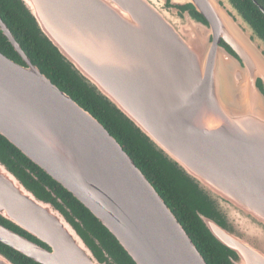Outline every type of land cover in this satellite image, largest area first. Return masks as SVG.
<instances>
[{"label": "water", "instance_id": "water-1", "mask_svg": "<svg viewBox=\"0 0 264 264\" xmlns=\"http://www.w3.org/2000/svg\"><path fill=\"white\" fill-rule=\"evenodd\" d=\"M19 1L78 78L213 204L221 220L198 216L233 252L230 263L264 264V38L236 5ZM0 32L23 61L0 52V134L135 264H207L120 143L32 63L1 18ZM0 217L48 246L0 224V242L39 264L108 262L1 160ZM0 264L16 263L0 251Z\"/></svg>", "mask_w": 264, "mask_h": 264}, {"label": "trees", "instance_id": "trees-1", "mask_svg": "<svg viewBox=\"0 0 264 264\" xmlns=\"http://www.w3.org/2000/svg\"><path fill=\"white\" fill-rule=\"evenodd\" d=\"M231 1L264 38V15L252 0ZM193 13L201 17L194 10ZM0 18L32 63L57 87L88 110L120 143L177 217L206 263L231 264L229 256L233 252L210 235L198 216V213H202L222 219L208 198L78 78L57 52L40 37L33 19L19 0H0ZM0 52L23 64L19 54L1 32ZM0 160L38 198L50 201L67 217L99 260H107V264H135L111 233L81 202L1 134ZM0 224L48 248L2 217ZM0 251L16 264H39L1 242Z\"/></svg>", "mask_w": 264, "mask_h": 264}, {"label": "flooded vegetation", "instance_id": "flooded-vegetation-1", "mask_svg": "<svg viewBox=\"0 0 264 264\" xmlns=\"http://www.w3.org/2000/svg\"><path fill=\"white\" fill-rule=\"evenodd\" d=\"M252 2L255 7L264 15V0H260V2L258 0H252Z\"/></svg>", "mask_w": 264, "mask_h": 264}]
</instances>
